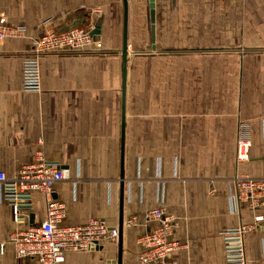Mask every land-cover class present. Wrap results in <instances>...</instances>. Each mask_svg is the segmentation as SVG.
Masks as SVG:
<instances>
[{
	"label": "crops",
	"instance_id": "crops-1",
	"mask_svg": "<svg viewBox=\"0 0 264 264\" xmlns=\"http://www.w3.org/2000/svg\"><path fill=\"white\" fill-rule=\"evenodd\" d=\"M154 5L153 40L150 0H127L123 106L124 0H1L3 22L27 34L0 45V173L14 179L40 159L60 166L69 175L53 188L66 208L61 225L123 224L121 264H144L137 242L160 226L147 218L158 208L177 223L180 248L167 264H227L222 234L264 216L238 210L231 182L264 177V0ZM49 19L57 32L102 19V49L41 56V91L26 92L23 62ZM242 124L246 163L236 159ZM46 219V198L33 193L28 219L15 223L0 187V264H41L18 257L11 237ZM118 241L61 264H118ZM245 245L248 264H264V222Z\"/></svg>",
	"mask_w": 264,
	"mask_h": 264
},
{
	"label": "built area",
	"instance_id": "built-area-1",
	"mask_svg": "<svg viewBox=\"0 0 264 264\" xmlns=\"http://www.w3.org/2000/svg\"><path fill=\"white\" fill-rule=\"evenodd\" d=\"M100 13L101 10H93L95 15ZM3 19L4 15L0 8V45L7 39L26 37L25 27L7 24ZM94 29L95 23L91 22L85 28L57 32L52 19L45 21L42 24V32L32 38L30 49L23 62L24 90L41 91V56L100 51L102 44L93 36ZM251 148L248 127L242 124L239 127L236 148L238 163L250 161ZM67 179L69 175L65 170L43 159L23 167L14 179H8L4 173H0L3 198L13 207L15 223L21 224L28 219L33 193H42L47 202V219L41 226L12 235L11 242L18 257L35 258L41 264H61L65 262L68 253L90 250L107 241H118L119 229L110 228L101 220L93 219L87 225L80 227L61 225L66 217V208L54 198L53 188L57 183ZM231 182L234 188L233 201L238 210L242 207L253 212L264 210V177L237 175ZM147 218L158 221L160 226L151 234L138 239V245L143 248L139 261L144 264H167L168 255L180 248V245L172 240L177 223L163 208L148 213ZM134 222L135 220L131 219L125 224L127 227H132ZM263 222L264 216L256 215L253 224L240 225L222 234L227 264H248L245 236L257 230ZM4 247L5 244L0 236L1 252H4Z\"/></svg>",
	"mask_w": 264,
	"mask_h": 264
},
{
	"label": "water",
	"instance_id": "water-1",
	"mask_svg": "<svg viewBox=\"0 0 264 264\" xmlns=\"http://www.w3.org/2000/svg\"><path fill=\"white\" fill-rule=\"evenodd\" d=\"M151 2V20H152V25H153V40H154V2L155 0H150ZM124 5H125V37H124V47H123V106L125 104V93H126V78H127V59H128V47H127V35H126V23H127V0H124ZM101 27H102V19H99L96 24H95V29L92 32L93 36L95 37V39L98 38V36L100 35V31H101ZM124 118V116H123ZM124 121V120H123ZM122 179H124V175H122ZM122 231H123V224H120V228H119V232H120V236H119V241H118V246H119V255H118V264H121L122 262V251H123V247H122Z\"/></svg>",
	"mask_w": 264,
	"mask_h": 264
},
{
	"label": "rangeland",
	"instance_id": "rangeland-1",
	"mask_svg": "<svg viewBox=\"0 0 264 264\" xmlns=\"http://www.w3.org/2000/svg\"><path fill=\"white\" fill-rule=\"evenodd\" d=\"M102 13H103V12L101 11V13H100V14H97V15H96V17H97V16H99V15H101ZM92 22H94V23H95V20H94V21H92ZM101 44H102V43H101ZM101 48H102V47H101Z\"/></svg>",
	"mask_w": 264,
	"mask_h": 264
}]
</instances>
